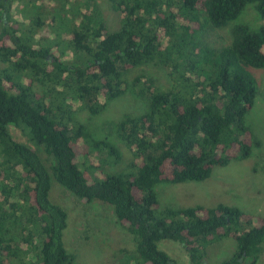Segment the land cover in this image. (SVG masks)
Here are the masks:
<instances>
[{
    "label": "trees",
    "instance_id": "obj_1",
    "mask_svg": "<svg viewBox=\"0 0 264 264\" xmlns=\"http://www.w3.org/2000/svg\"><path fill=\"white\" fill-rule=\"evenodd\" d=\"M108 1L120 18L113 31L93 0H0V60L8 65L0 69V264H75L63 240L67 212L49 197L51 177L80 199L112 206L135 240L134 249H120L119 264H176L158 248L163 239L180 242L189 264H209L207 248L225 237L236 249L217 264H264V216L225 203L160 209L154 192L158 182L202 181L250 155L245 115L257 83L249 70L264 67V24L230 26L231 42L220 49L196 34L228 25L248 3L264 20V0ZM55 22L66 40L59 31L37 34ZM150 63L166 71L170 87L124 74ZM128 89L148 105L112 127L129 162L108 171L123 152L73 113L97 114ZM12 125L33 146L15 140ZM80 161L107 167L105 180Z\"/></svg>",
    "mask_w": 264,
    "mask_h": 264
},
{
    "label": "rangeland",
    "instance_id": "obj_2",
    "mask_svg": "<svg viewBox=\"0 0 264 264\" xmlns=\"http://www.w3.org/2000/svg\"><path fill=\"white\" fill-rule=\"evenodd\" d=\"M93 3L103 16L108 29L117 30L120 26V18L118 12L112 8L110 1L93 0ZM21 18L27 23V18L22 16ZM236 23H244L251 29H257L264 24V20L259 16L254 4L248 3L240 15L228 25L214 28L208 24L196 34L197 39L203 44L220 49L231 42L230 26ZM55 31H59L61 39L66 40L65 29L59 27L58 22L53 23L52 26L44 25L37 34L52 37ZM7 66L0 60V69ZM249 71L257 83L254 103L245 115V123L253 136L250 155L244 159L232 160L225 166L215 167L211 175L202 181L156 183L154 192L157 195L160 209L187 207L195 204L214 206L218 203H225L237 206L246 213L264 216V67L250 68ZM140 73L160 89H167L171 85L166 71L154 63L130 68L124 74L131 81ZM34 88L41 90L36 83ZM147 105V96H141L136 93V90L128 89L124 94L109 101L106 107L97 114H91L81 107L73 113L74 118L85 124L93 137L108 139L123 152L120 161L108 167V171H126L129 162L126 148L117 138L112 127L124 115H137L144 112ZM10 131L15 140L33 146L18 127L12 125ZM254 141L259 143L254 144ZM38 152L46 166L49 167V155L42 149ZM87 164L89 162L80 161L79 163L81 168L87 167V172L93 179L105 180L106 172L103 169L107 167L93 168ZM50 185V200L60 204L67 212V225L63 231V240L66 249L73 254L75 264H119L122 256L120 249H134L133 234L118 222L110 204L99 200L88 202L80 199L53 177H51ZM157 245L159 249L169 254L176 264H189L188 252L180 242L163 239L158 241ZM235 249L234 239L222 238L209 245L206 262L217 264L230 257ZM258 260L264 262V243L261 245Z\"/></svg>",
    "mask_w": 264,
    "mask_h": 264
}]
</instances>
